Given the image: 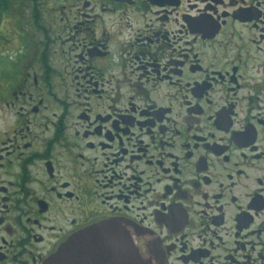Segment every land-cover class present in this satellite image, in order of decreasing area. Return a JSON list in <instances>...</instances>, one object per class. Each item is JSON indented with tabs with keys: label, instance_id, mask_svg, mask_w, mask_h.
<instances>
[{
	"label": "flooded vegetation",
	"instance_id": "obj_1",
	"mask_svg": "<svg viewBox=\"0 0 264 264\" xmlns=\"http://www.w3.org/2000/svg\"><path fill=\"white\" fill-rule=\"evenodd\" d=\"M264 264V0H0V264Z\"/></svg>",
	"mask_w": 264,
	"mask_h": 264
},
{
	"label": "water",
	"instance_id": "obj_2",
	"mask_svg": "<svg viewBox=\"0 0 264 264\" xmlns=\"http://www.w3.org/2000/svg\"><path fill=\"white\" fill-rule=\"evenodd\" d=\"M61 262H62V264H69V260H68L67 257L65 258V260L62 259ZM55 263H56V259H51L50 260V264H55Z\"/></svg>",
	"mask_w": 264,
	"mask_h": 264
}]
</instances>
